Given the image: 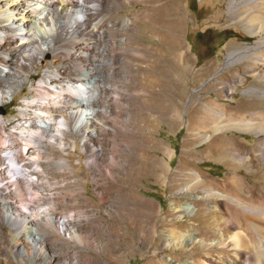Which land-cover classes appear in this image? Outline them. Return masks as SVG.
<instances>
[{
	"label": "rangeland",
	"instance_id": "1",
	"mask_svg": "<svg viewBox=\"0 0 264 264\" xmlns=\"http://www.w3.org/2000/svg\"><path fill=\"white\" fill-rule=\"evenodd\" d=\"M105 5L112 17L130 21L153 13L152 22L131 27L135 38L131 40L153 59L159 41L155 33L161 31L163 53L155 60L159 66L155 70L153 65H136L138 47L127 51L112 47L107 39L97 43V51L107 53L104 82L118 87L121 100L115 102L111 91L105 96L114 110L108 124L119 115L130 122L119 125L117 140L113 131L98 137L97 146L105 153L101 167L87 165L83 144L78 140L75 147L72 132L62 152L54 148L43 152L49 157L41 162L46 175H39V182L45 194H53L54 216L79 218L76 236L71 238L52 235L58 228L45 230L49 224L36 217L35 237L48 235L47 259L55 257V264H258L260 258L243 255L242 245L229 247L232 257L228 258L213 244L218 237L207 226L205 197L211 183L227 186L231 200L221 198V207L227 224L238 227L250 225L243 214L253 201L258 206L262 202L252 195L264 194V0L245 3L240 12L230 9V0H106ZM234 52L237 55L230 58ZM45 58L51 60L50 55ZM47 67L39 72V79ZM110 70L115 75L109 77ZM150 77L160 80L156 92ZM23 99L24 94L15 91L0 106L5 124L19 118ZM216 107L249 120L255 129H230L213 137L205 131L201 136L202 119ZM142 122L147 125L140 130ZM232 143L240 147V156L230 148ZM112 156L123 164L112 163ZM54 157L68 158L70 166L53 167L49 162ZM69 180H78V185L68 186ZM196 180L202 189L191 188ZM236 200L248 207L240 208ZM186 206L191 207L186 210ZM231 236L245 239L238 228ZM25 245L18 243L13 227L3 224L0 264H48L46 258L26 254ZM259 249L264 260V245Z\"/></svg>",
	"mask_w": 264,
	"mask_h": 264
},
{
	"label": "bare ground",
	"instance_id": "2",
	"mask_svg": "<svg viewBox=\"0 0 264 264\" xmlns=\"http://www.w3.org/2000/svg\"><path fill=\"white\" fill-rule=\"evenodd\" d=\"M105 2L106 0H0V5L5 3L0 9V106L5 105L13 92L24 94V105L20 109L19 118L9 125L0 118V227L3 224L13 227L17 232L18 243L26 244L24 252L29 256L47 259L48 235L41 233L39 239L35 237L33 229L39 228L36 217H42L49 224L45 230L56 226L58 229L52 234L56 237L64 233L75 238V228L78 227L79 218L73 220L71 216H54V208L50 204L53 194H45L39 182V175H46L41 162L49 157L43 152L52 148L62 152L72 132L75 147L78 140L83 144L87 165L90 168L101 167L100 160L104 159L105 153L97 146L98 137L102 134L110 135L113 131V138L117 140L116 134L121 129L119 125L125 126L130 122L129 119L121 120L119 115V118L115 117L113 124H108L114 110L109 108L112 104L105 96L111 91L115 102L121 103V100L118 87L104 82L107 53L103 52L102 55L96 47L98 42L104 43L106 39L112 47L119 46L127 51L138 47L132 43L135 38L130 32L131 27L141 21L152 22L153 13H146L144 17H136L131 21L121 16L112 17ZM245 3L254 4L258 0H230V9L240 12ZM11 15L20 18L13 19ZM248 16V13L243 14L242 20L246 21ZM15 20L20 23L16 24ZM171 23L174 25L173 21ZM160 32L155 33L154 38L159 41L158 46L154 47L153 59L140 51L142 45L137 48V66L146 65L149 68L153 65L154 69H158L155 60L163 53ZM235 54L230 53L229 57H235ZM47 55L51 56L50 61L45 58ZM128 58V63L132 64V59ZM46 65L48 67L39 79V72ZM113 74L112 70L108 73L109 77ZM148 74L153 76L152 72ZM150 78L154 84L152 90L158 91L159 78ZM29 82H32L30 89L27 88ZM151 95L154 97L157 94ZM138 103L146 109L144 99H140ZM146 125V122H142L139 129H145ZM230 129L249 131L255 129V125L234 112L227 113L221 107H216L209 116L202 119L200 126L201 136L205 135V131H210V137ZM231 145L234 154L240 156V147L233 143ZM227 150L231 152L230 149ZM111 158L115 165L122 163L117 156ZM67 159L54 157L49 164L67 169L70 166ZM72 183L78 185V180H69L67 185ZM190 185L192 189L203 188L197 180ZM227 189V186L217 182L206 188L205 198L209 205L206 208L207 226L218 237L213 244L220 246L228 258L232 257L229 247L242 245L243 255L260 258L258 264H264L259 253V247L264 245V194L252 195L261 197L262 202L258 206L253 201L250 210L243 214L250 225L238 227L235 223L227 224L228 219L221 207V198L231 200L226 193ZM236 202L240 208L248 207L243 200ZM190 207L184 208L189 210ZM237 228L245 233V239L244 236L241 240L232 238L231 234ZM219 230H222L221 233ZM251 248L256 250L254 254L249 252ZM55 260L58 259H47L48 264H55ZM234 264L242 263L234 261Z\"/></svg>",
	"mask_w": 264,
	"mask_h": 264
}]
</instances>
